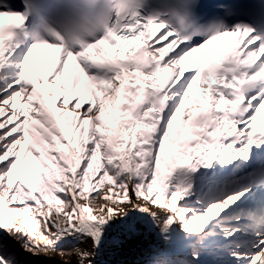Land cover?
Masks as SVG:
<instances>
[{
  "label": "snow or ice",
  "instance_id": "1",
  "mask_svg": "<svg viewBox=\"0 0 264 264\" xmlns=\"http://www.w3.org/2000/svg\"><path fill=\"white\" fill-rule=\"evenodd\" d=\"M104 2L0 0V264H264V0Z\"/></svg>",
  "mask_w": 264,
  "mask_h": 264
},
{
  "label": "rangeland",
  "instance_id": "2",
  "mask_svg": "<svg viewBox=\"0 0 264 264\" xmlns=\"http://www.w3.org/2000/svg\"><path fill=\"white\" fill-rule=\"evenodd\" d=\"M19 254H20V258L22 260L34 259V258L30 257L27 253H24L22 249L19 250ZM106 256H107V253L105 254L104 257H106ZM59 262H60V258L58 256L53 255L52 260L47 261L46 264H59Z\"/></svg>",
  "mask_w": 264,
  "mask_h": 264
},
{
  "label": "bare ground",
  "instance_id": "3",
  "mask_svg": "<svg viewBox=\"0 0 264 264\" xmlns=\"http://www.w3.org/2000/svg\"><path fill=\"white\" fill-rule=\"evenodd\" d=\"M5 19H6V22H14L18 18H5ZM153 27H159V26H153ZM104 259H111L112 264H115L116 261H118L119 259H121V255H116V256H113V257H109L107 255L106 257H104Z\"/></svg>",
  "mask_w": 264,
  "mask_h": 264
}]
</instances>
